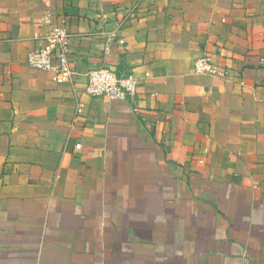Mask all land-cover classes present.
I'll use <instances>...</instances> for the list:
<instances>
[{"label":"crops","instance_id":"obj_1","mask_svg":"<svg viewBox=\"0 0 264 264\" xmlns=\"http://www.w3.org/2000/svg\"><path fill=\"white\" fill-rule=\"evenodd\" d=\"M63 21L75 86L28 66ZM0 264H264V0H0Z\"/></svg>","mask_w":264,"mask_h":264},{"label":"built area","instance_id":"obj_2","mask_svg":"<svg viewBox=\"0 0 264 264\" xmlns=\"http://www.w3.org/2000/svg\"><path fill=\"white\" fill-rule=\"evenodd\" d=\"M73 35L65 22L52 27L44 40V45L34 49L28 56V66L36 71L51 73L57 84H72L75 75L74 64L70 60ZM217 55L202 54L194 62V73L225 79L229 67L216 59ZM75 86V85H73ZM134 76H118L108 68H99L89 72L84 92L91 98H108L116 102H125L137 92ZM85 115V104L79 101L76 106L74 122Z\"/></svg>","mask_w":264,"mask_h":264}]
</instances>
